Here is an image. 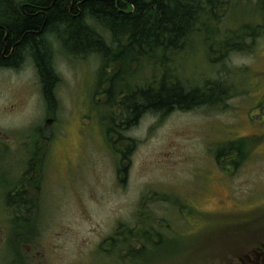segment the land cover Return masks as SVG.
Masks as SVG:
<instances>
[{"label": "rangeland", "instance_id": "1", "mask_svg": "<svg viewBox=\"0 0 264 264\" xmlns=\"http://www.w3.org/2000/svg\"><path fill=\"white\" fill-rule=\"evenodd\" d=\"M226 4L227 12L216 6L219 21L202 28L212 31L215 43L245 32L249 48L230 49L214 62L202 33L200 41L173 53L175 61L166 67L156 69L155 59L141 69L132 65L124 81L128 90L165 76L169 83L173 69L186 85L219 80L232 86L231 96L220 107L142 113L116 129L129 140L117 141L107 128L120 124L122 109L108 105L109 77L97 73L95 56H61L51 123H45L30 74L0 71V136L26 135L29 142L37 125L53 136L52 164H44L36 192L41 201L26 218L18 256L8 246L18 230L11 231L9 209L0 205V264H215L247 234L264 232V143L255 140L264 131V0ZM154 52L160 56L162 49ZM239 137L250 142L248 157L237 159L230 175L229 161L213 156ZM127 229L142 250L128 246ZM118 231L119 241L105 242Z\"/></svg>", "mask_w": 264, "mask_h": 264}, {"label": "trees", "instance_id": "2", "mask_svg": "<svg viewBox=\"0 0 264 264\" xmlns=\"http://www.w3.org/2000/svg\"><path fill=\"white\" fill-rule=\"evenodd\" d=\"M226 3L227 0H0V52L3 50V40L8 45V51L15 43L31 51L42 65L39 56L48 45L44 35L52 33L71 57L95 56L100 65L97 73L110 78L107 79L109 87L105 90L111 103L108 105L113 102L122 109L120 124L113 122L110 130L116 133L117 141L129 140L118 137L116 129L134 123L142 113L150 111L163 115L176 109L187 111L202 106L220 107L231 96L232 86L219 80H206L198 86L186 85L173 69L169 83L165 76L156 81L151 79L143 85H133L130 91V86L124 81L127 80L125 76L133 74L132 65H138L141 69L155 59L156 69L166 67L172 60L175 61L172 59L173 53L177 55L187 46L200 41L202 33L203 42L206 43L208 38L211 41V46H207L214 53L212 57L216 59L210 57L214 62L223 59L224 52L230 49L249 48L243 41L247 36L245 32L215 43L212 31L202 28L208 26L211 20L214 23L219 21L216 6L221 5L222 11L226 9L227 12ZM32 6L42 8L33 13L29 11ZM67 8H70V13ZM158 48L162 49L160 56L154 52ZM1 62L6 60L0 54ZM43 75L49 85L53 78L50 81L49 77ZM117 84L121 86L119 93L112 94V87ZM129 99L134 102L129 104ZM245 142L250 145L246 140L233 141L226 149H217L215 159L226 158L227 153L243 149ZM19 208L13 207L16 214ZM32 208L25 205V220L20 224L13 221L12 232L19 230V225L21 229H26L24 224L28 223L26 218L30 220ZM127 232L132 239L137 237L130 229ZM144 234H147L146 231ZM115 235L110 236L111 241H115ZM23 237L26 239L25 232ZM127 244L129 246V241ZM13 252L20 255L17 244L13 245Z\"/></svg>", "mask_w": 264, "mask_h": 264}, {"label": "flooded vegetation", "instance_id": "3", "mask_svg": "<svg viewBox=\"0 0 264 264\" xmlns=\"http://www.w3.org/2000/svg\"><path fill=\"white\" fill-rule=\"evenodd\" d=\"M41 8L42 7L40 6H32L29 8V11L37 13V11L39 12ZM67 9L70 13V8ZM21 10L23 11V7H21ZM44 36L45 42H47L48 45H46L45 50L41 52L42 55H40V53V56L38 55L42 65L37 62L31 51L22 47L20 48L16 46L15 43H12L8 51V45H6L3 40V50L0 54L6 62L0 63V71H5L14 75H19L21 73L30 74L31 81L34 84L35 93L41 97L42 103L45 105V114L47 117L45 123H51L57 119L56 112L58 98L56 87L60 79L57 65L61 56L69 57L70 55L68 52L63 50L62 43H60L59 40H56V36L54 34L46 33ZM6 51H8V54H5ZM42 71L45 76L50 78V81L51 78H53L51 81L52 83L50 82L49 85H47ZM259 103H261L264 107L263 97H261ZM13 107L14 105H9V108ZM33 131L35 132V135L34 137H31L29 142L26 141V135L18 140L12 138L9 132L0 136V205L9 209V227H11V223H13V221L18 222L19 224L23 223L26 216V204L30 206L40 204L41 200L38 196H36V192H40L41 189L43 167L44 164H46L50 168L52 164L51 154L53 150V136L50 135L51 132L43 130L41 125L33 127ZM257 136L259 138H257ZM242 138L239 137L234 141H245L242 140ZM256 138L258 139L256 141V145L259 144L261 146L262 143H264L262 140L264 139V131H261V134L256 135L255 140ZM46 141H48L47 146L42 147V143ZM247 146L248 145L245 142L243 149L227 153L226 159L229 161V165L225 168V170L230 172V175L234 172V170L238 169L237 164L239 163L237 162V159H244L248 157V151L245 150ZM261 148L263 149V146ZM213 157L216 158V156ZM16 206L20 207L18 209V214H16L13 210V207ZM140 226L142 227L141 223L135 225L137 229ZM115 234L114 239L119 241V237H121L122 232L120 231ZM23 236L24 229H21L19 225L17 237L9 239L8 246L13 249V245L17 244L19 246V250H21V246L25 245V239ZM18 238L20 239L19 241L17 240ZM110 238L111 237L107 238L105 242L110 244L113 243L114 240L111 241ZM245 238L246 239L242 242V246L231 248L230 257L215 264H264V232L261 235L249 233L245 236ZM124 239L127 242L129 241V246L132 248H135L136 250L143 249V246L138 241L137 237L132 239L127 236V238ZM123 252H125V250L121 251V253Z\"/></svg>", "mask_w": 264, "mask_h": 264}, {"label": "bare ground", "instance_id": "4", "mask_svg": "<svg viewBox=\"0 0 264 264\" xmlns=\"http://www.w3.org/2000/svg\"><path fill=\"white\" fill-rule=\"evenodd\" d=\"M110 127H111V126H109V127H107V128H109V129H110ZM109 129H108V130H109ZM184 206H185V205H184Z\"/></svg>", "mask_w": 264, "mask_h": 264}]
</instances>
